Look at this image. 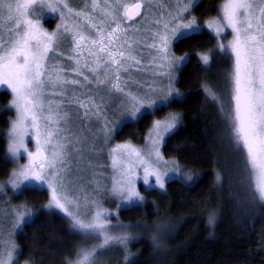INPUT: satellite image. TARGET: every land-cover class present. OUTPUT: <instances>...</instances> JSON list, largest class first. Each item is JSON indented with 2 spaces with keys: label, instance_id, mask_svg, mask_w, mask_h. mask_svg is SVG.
I'll return each mask as SVG.
<instances>
[{
  "label": "snow or ice",
  "instance_id": "6c2138e0",
  "mask_svg": "<svg viewBox=\"0 0 264 264\" xmlns=\"http://www.w3.org/2000/svg\"><path fill=\"white\" fill-rule=\"evenodd\" d=\"M197 3L175 0L173 6L165 0H0V87L10 93L9 110L15 112L7 133L4 164L17 167L8 186L20 195L33 183L47 186L48 209L63 213L69 234L83 241L63 264H101V254L117 247L129 264L132 230L119 223L113 225L112 214L97 201H89L87 195L83 197L85 210L81 211V197L73 189L82 170L75 165L84 159L89 144L88 151L99 155L103 151L99 145L110 141L116 129L110 126L109 113H118L117 122L123 123L128 118H142L148 111L154 115L177 101L175 72L188 57L177 58L173 44L200 32L196 18L191 16ZM45 11L59 19L55 30L43 27ZM206 27L217 38L225 29L231 30L227 45L218 44L219 52L230 54L232 59L225 95L208 85L204 91L219 105L232 153L243 156L240 182H247L252 200L264 206V0H223L218 17L209 20ZM142 49L149 57L146 65ZM54 58L70 63L65 67ZM211 58V53L200 56L204 65ZM145 71L149 79L135 78L136 73ZM77 90L80 95H76ZM93 118L102 126L100 134L89 141L84 133L85 128L91 131ZM180 120L171 113L154 120L146 149L131 143L110 148L113 177L109 191L113 197L127 205L143 203L137 188L141 179L145 186L160 190L173 180L184 185L178 165L166 161L161 152ZM77 122L85 127L75 128ZM29 136L34 151L28 146ZM24 157L27 163L20 164ZM215 159L217 169L228 166L219 156ZM185 179L196 182L191 174ZM215 181L217 185L222 182L219 170L215 171ZM0 193L6 194L5 185H0ZM9 204L5 200L0 212V264H15L16 230L23 231V225L33 222L26 207L9 209ZM215 223L213 212L208 215V224L215 227ZM153 244L160 246L155 236Z\"/></svg>",
  "mask_w": 264,
  "mask_h": 264
},
{
  "label": "trees",
  "instance_id": "16d2710c",
  "mask_svg": "<svg viewBox=\"0 0 264 264\" xmlns=\"http://www.w3.org/2000/svg\"><path fill=\"white\" fill-rule=\"evenodd\" d=\"M222 2L200 0L192 14L200 21L217 18ZM173 50L176 57H188L177 74L176 88L181 97L154 115L147 113L124 124L116 140L142 144L154 120L170 113L179 115L180 126L166 139L162 154L191 173L196 182L184 181L182 186L169 181L164 194L141 189L147 203L120 211L121 220L140 232L130 248L129 264H264V206L252 200L247 182H240L243 156L232 153L219 105L204 91L208 85L225 95L232 60L227 53L219 52L215 39L206 32L174 42ZM208 53L212 58L204 65L200 56ZM10 101V93L0 91V183L14 168V164H4L6 131L13 117ZM216 156L222 164L227 161L228 166L217 169ZM217 170L222 174L220 185L215 181ZM14 201L35 213L33 222L23 225L16 237L21 261L63 264L65 258L74 256L80 239L69 234L64 218L44 208L48 202L46 190L29 188ZM213 212L216 223L210 227L208 215ZM161 232L164 236L158 249L153 237Z\"/></svg>",
  "mask_w": 264,
  "mask_h": 264
},
{
  "label": "rangeland",
  "instance_id": "374dc122",
  "mask_svg": "<svg viewBox=\"0 0 264 264\" xmlns=\"http://www.w3.org/2000/svg\"><path fill=\"white\" fill-rule=\"evenodd\" d=\"M199 1L200 0H198V2ZM165 2L168 3V4H171L173 6L175 5V0H165ZM166 10L167 9H165L164 11H166ZM192 12H193V10H192ZM192 12H191V16H194L192 14ZM211 19H214V18H210V19H207V20H204V21H200L199 19L196 18V21L198 23L200 32H206V33L210 34L215 39L217 47H218L219 43H224L225 45H227V42L232 38L231 30L230 29H225V31L222 33V36L220 38H217L215 36L214 32H212L211 30H209L206 27L207 22L209 20H211ZM59 22L60 21H59V19L57 18V16L55 14H51V13H48L47 11H45L42 23H43V27L46 30H48V31L55 30L56 25ZM49 25H53V27L51 29H49L51 27L50 26L48 28ZM142 51H144V64L146 65L148 63L149 57L147 56V50H143L142 49ZM65 54H67V49H65ZM227 55H228V57H230V54L227 53ZM177 58H180V57H177ZM54 61H55V63H57L59 65H63L65 67H67L69 65V63H70L69 61H67L64 58H60V59H55L54 58ZM182 65H180L178 70L175 72V88H176V82H177V74H178V71L180 70ZM70 75L71 74L69 73V76ZM135 78L138 79V80L143 81L144 79H149L150 76H149V73L147 71H145V72H142V73H136ZM2 90H5V91L8 92L7 89H5L3 87H0V91H2ZM176 90H177V88H176ZM178 93H179V91H178ZM76 95H80V90H77ZM180 97H181V94L179 93V97L178 98H180ZM80 111L82 112L83 110H80ZM12 113H13V117H12L11 120H14L15 119L14 110H12ZM147 113H151V111H148ZM164 118H162V119H164ZM109 119L111 121L110 126L115 128L116 131L112 133L111 139H110V141L108 142L107 145H104L103 143H101L99 145V147H101L103 149L101 154L96 155V154H92L90 151H88V149L91 147L90 144L86 147L84 159L79 161L75 165L76 167L80 168L82 171L80 173V177L81 178L79 180H77V182H76L77 186H76L75 189H73V191H74L75 195L81 197V205H82L81 211L82 212L85 210L83 197L85 195H87L89 201H91V200L97 201L104 209H106L108 212H110L112 214V224L113 225H116L117 223H119V224H122V225H124L126 227H129L132 230L131 233H130V241H129V244H128V253H129V257L128 258L130 260V257H131V249L130 248L139 239V237H140L139 233L140 232H139V228H137L136 226L132 225L131 223L124 222V221L121 220L120 211L124 210V209H130V208H133V207H136V206H141V205H144V204L147 203L148 199L145 197V194L142 193L141 189H143L144 191L154 190V191H157V192H159L161 194H164L165 191H166V188L164 190H160V189H157V188H149V187H147V186H145L143 184L142 179L139 180L137 182V188H138V191L141 193V195L144 197V201H143V203H137V204H133V205L124 204L122 201L119 200V198L113 197L111 195L109 189L111 188L113 170L110 167L111 160H110L109 155H108L109 152H110V148L115 146V145H117V144L131 143L137 149H142V150L146 149L148 147V145L146 143V138L148 136L149 130H148V132L146 134V137H145V139H144L142 144H135V143H132L131 141L118 142L116 140V137H117V133L120 130V128L124 124L135 122L138 119L137 120H131L130 118H128L126 120V122L118 123L117 122L119 120L118 113L115 114V115L112 114V113H109ZM162 119H160V120H162ZM101 126H102V123H97L94 120V118H93L91 131L89 132L85 128V133H84L85 135L88 136L89 141H91L95 135H99L100 134L99 133V129H100ZM179 126H180V123L178 125V128H179ZM74 127L75 128H81V127H85V125H80L77 122L76 124H74ZM9 128H10V125H9ZM9 128L6 131V141H7V133L9 131ZM28 146H29V148L31 150H33V151L35 150L34 141H32L31 136L28 137ZM161 152H162V148H161ZM164 159L166 161H168L170 164L172 162H175V164H177L178 167H179L181 179L184 180V181H187L185 179V177H186L187 174H191V173L183 171L180 168V165L176 161H174L173 159H166L165 157H164ZM25 163H27V158L26 157H24V158H22L20 160V164H25ZM15 167H17V165H14V168ZM140 171H141V176H142V170H140ZM169 174L172 175V176H175V174L172 173L171 171H170ZM9 177H8V179H6L5 181L0 183V185H5L6 186V194L0 193V212L3 211L4 201L7 200V201H10V204L8 205L9 209L12 208V207L23 206V207H26L28 209V212L33 217L35 215V213H33L32 209H30L29 207H27L25 205L16 204V202L14 201V197L17 196L18 194H14V192L11 190L10 186H8ZM152 183L153 184L155 183L154 178L152 179ZM29 188H36V189H44V190H46V192L48 194V201H49L50 192L47 189L46 185H40V184L33 183ZM118 204L121 205V207L119 209L117 208ZM47 205H48V202H47V204L44 207L46 210L52 211L54 213H57L59 216H61L62 218H64L67 221V218L64 217L63 213H61V212H59V210H55V209L49 210ZM88 207H91V205L89 204ZM155 229L160 231L161 228H156L155 227ZM164 230L165 229H163V232H164ZM20 231L21 230H19V229L16 230L15 242H16V237H17V235H18V233ZM163 232H161V234H157L156 235V237L158 238L159 243L162 242V237L164 236ZM93 243H95V242H93ZM82 244H83V241L80 240L78 242L77 246L82 245ZM16 245H17V249H18V255L16 257L15 264H30V263H27V262H23V261H21L19 259L20 248H19V245L17 244V242H16ZM91 246L92 245L90 244L89 247H91ZM158 249H159V247H158ZM99 260L101 261V264H125L124 253L118 247L117 248H113V249L101 254V256L99 257Z\"/></svg>",
  "mask_w": 264,
  "mask_h": 264
}]
</instances>
